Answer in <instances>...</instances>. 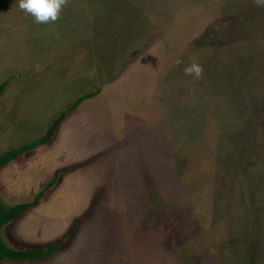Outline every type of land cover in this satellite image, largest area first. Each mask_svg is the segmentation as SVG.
I'll return each instance as SVG.
<instances>
[{
  "label": "rangeland",
  "instance_id": "1",
  "mask_svg": "<svg viewBox=\"0 0 264 264\" xmlns=\"http://www.w3.org/2000/svg\"><path fill=\"white\" fill-rule=\"evenodd\" d=\"M192 61L199 80L183 72ZM10 77L5 144L44 135L98 93L0 171L11 205L60 173L2 231L9 245L69 239L49 258L0 264H264V9L253 0H67L47 24L0 0Z\"/></svg>",
  "mask_w": 264,
  "mask_h": 264
},
{
  "label": "trees",
  "instance_id": "2",
  "mask_svg": "<svg viewBox=\"0 0 264 264\" xmlns=\"http://www.w3.org/2000/svg\"><path fill=\"white\" fill-rule=\"evenodd\" d=\"M14 77H10L3 82H0V101L4 95L7 87L10 85ZM98 91L88 92L84 95L79 96L75 102L63 110L59 115L54 118L48 126L44 135L21 143L5 152H0V169L5 168L12 161H15L20 156L32 152L34 149L48 144L53 140L58 127L65 121L67 115L74 112L86 99L92 98L97 95ZM1 104V102H0ZM1 107V106H0ZM58 173L55 178L48 182L34 197L32 201L22 202L17 204H8L0 196V263L6 259L20 262V261H36L49 258L56 254L66 244V240L69 239L70 233L67 234L66 239L51 243L46 246L39 247H26L17 249L9 246L1 235V229L7 224L19 219L23 214L29 210L35 208L44 195L56 185L59 177ZM72 232V231H71Z\"/></svg>",
  "mask_w": 264,
  "mask_h": 264
},
{
  "label": "clouds",
  "instance_id": "3",
  "mask_svg": "<svg viewBox=\"0 0 264 264\" xmlns=\"http://www.w3.org/2000/svg\"><path fill=\"white\" fill-rule=\"evenodd\" d=\"M66 3L67 0H18V7L34 17L35 23L47 24L59 18ZM253 3L256 7L264 9V0H253ZM182 63L181 60L176 61L177 66ZM183 72L186 76L199 80L203 76L204 69L200 63L192 61L184 66Z\"/></svg>",
  "mask_w": 264,
  "mask_h": 264
},
{
  "label": "crops",
  "instance_id": "4",
  "mask_svg": "<svg viewBox=\"0 0 264 264\" xmlns=\"http://www.w3.org/2000/svg\"><path fill=\"white\" fill-rule=\"evenodd\" d=\"M56 22V21H55ZM54 24V23H53ZM49 25V24H48ZM51 26V25H50ZM49 26V27H50ZM51 28H53V26L51 27ZM50 28V29H51ZM71 31H72V29H71ZM54 32H56V31H54ZM55 36V35H54ZM70 47H69V49L67 50V51H65L66 53H69L70 52ZM71 51H73L72 49H71ZM7 78H5V79H3V80H0V82H3V81H5ZM18 137L19 136H15V137H13V136H11V137H8L7 139H6V144L2 141V138H0V152L2 153V152H5V151H7V150H9V149H11V148H13V147H15V146H18V145H20L21 143L20 142H18V141H16L15 143H14V140L16 139V140H18ZM23 142V141H22ZM42 146H44V145H42ZM41 147V146H40ZM39 148V147H38ZM35 151L37 150V148L36 149H34ZM25 155V154H24ZM23 156V155H22ZM21 157V156H20ZM19 157V158H20ZM17 160V159H16ZM15 160V161H16ZM14 163V161H12L10 164H8L6 167H8V166H10V165H12ZM3 169H5V168H2V169H0V171H2ZM2 198V197H1ZM9 204V203H8ZM39 208V206L37 205L35 208H33V209H31V210H29L28 212H31V211H36V209H38ZM28 212H26V213H28ZM25 213V214H26ZM24 214V215H25ZM23 215V216H24ZM23 216H21L19 219H17V220H15V221H13L14 223L15 222H18ZM13 222H11V223H13ZM8 225V224H7ZM7 225L6 226H4L2 229H1V235H2V231H4V229H5V227H7ZM26 231H28V234H31L32 235V230L29 228L28 230H26ZM26 234V233H25ZM2 237H3V235H2ZM28 236L25 238V236H24V240L23 241H27L28 240ZM4 239V238H3ZM4 241H5V239H4ZM6 242V241H5ZM27 242H29L30 244H33V245H35L36 243H34V242H30V241H27ZM7 243V242H6ZM8 244V243H7ZM9 245V244H8ZM9 246H11V245H9ZM11 247H13V246H11ZM14 248H16V247H14ZM26 248V247H25ZM17 249H22V248H17ZM37 261V260H36ZM20 262H32V261H20Z\"/></svg>",
  "mask_w": 264,
  "mask_h": 264
}]
</instances>
